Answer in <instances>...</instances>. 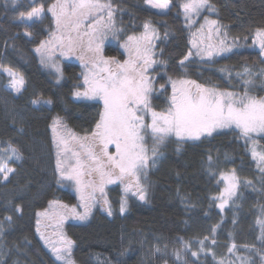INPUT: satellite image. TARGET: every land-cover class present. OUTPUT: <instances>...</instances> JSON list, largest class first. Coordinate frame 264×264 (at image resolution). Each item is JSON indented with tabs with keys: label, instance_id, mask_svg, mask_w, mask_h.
I'll return each mask as SVG.
<instances>
[{
	"label": "trees",
	"instance_id": "16d2710c",
	"mask_svg": "<svg viewBox=\"0 0 264 264\" xmlns=\"http://www.w3.org/2000/svg\"><path fill=\"white\" fill-rule=\"evenodd\" d=\"M52 2L35 0L34 3H43L46 8ZM181 2L172 0L171 11L161 15L148 9L143 0H112L115 8L125 12L123 21L150 20L158 24L156 29L161 34L165 29L159 22L168 26L170 35L161 55L166 63L156 68L160 71L157 82L166 74L223 90H239L237 72H242L245 66L256 73L264 68L260 62L264 58L255 50L245 49L213 59L212 63L189 59L185 61L186 70H181L178 62L189 50L187 28L179 11ZM211 3L218 12L212 18L225 25L233 37L248 44L255 30L264 27V0H211ZM32 5L30 0H20L15 5L0 0V64L18 72L25 81L21 92L13 95L5 88L7 78L0 74V148L11 142L23 157L9 162L16 171L8 181L0 177V221L3 222L0 264H59L36 231V212L45 210L50 200L59 199L71 206L76 203L75 195L68 189H59L56 183L51 123L59 116L74 133L84 136L91 132L102 108L99 102L73 98L75 86L81 83L79 64L64 62L63 80L59 84L42 69L33 50L48 38L49 28L53 29L50 17L45 15L43 22L31 27L16 19ZM25 31L31 32L30 39L24 36ZM245 35L247 40L243 38ZM104 53L123 59L122 53L111 44L105 46ZM222 68L230 69L231 75L221 72ZM263 93L260 85L253 89L257 96ZM38 98L51 99L52 104L33 105L31 101ZM153 106L157 110L165 108L166 99L154 95ZM248 148L234 131L218 132L197 141L171 139L163 148L164 156L158 166L149 171L151 184L145 202L127 197V211L122 215L117 210L122 193L118 187H111L108 197L115 209L112 216L96 209L85 223L64 224V233L74 241L72 260L75 264H218L223 259L225 264H239L236 256L227 252L230 243L237 244V256L249 254L240 245L262 247L257 239L261 229L256 221L264 207L261 180L264 174ZM209 157L215 175L209 174ZM232 169L241 177V186L222 212L213 197L222 190L219 173ZM245 179L251 180L252 185L245 186ZM16 206L21 207L20 213L15 211ZM6 216L12 220H5ZM215 225H219L216 243H211V237L205 242L206 249H211L214 256L199 253L193 257L190 251H184L183 259H176L174 253L182 248L181 240L191 241L192 251H198L197 242L210 236ZM156 247L159 252L155 251ZM252 255L256 264H261L259 257Z\"/></svg>",
	"mask_w": 264,
	"mask_h": 264
},
{
	"label": "snow or ice",
	"instance_id": "6c2138e0",
	"mask_svg": "<svg viewBox=\"0 0 264 264\" xmlns=\"http://www.w3.org/2000/svg\"><path fill=\"white\" fill-rule=\"evenodd\" d=\"M11 2L15 5L17 0ZM143 3L148 9H154L156 14L161 15L167 14L172 8V0H143ZM179 11L183 14L185 26L191 30L197 23L194 17H199L203 11L217 12V8L211 0H182ZM45 12L51 15L55 28H49V38L41 40L34 49L40 57V63L55 69L56 82L59 83L63 73L54 60L56 53L59 52L60 56L76 55L83 71L80 73L82 83L75 86L73 98L98 101L102 105L94 127L84 136L72 132L59 116L53 118L51 123L56 156V183L63 187L64 182H70L80 202L79 205L69 207L58 200H50L48 208L36 212V231L59 264H74V241L63 231L66 220H87L93 207L101 201V209L112 216L105 194L106 185L119 182L126 195L131 193L139 200L146 201L147 188L142 183V178H147L149 168L156 167L162 155L160 146L169 137L174 136L181 142L197 141L203 136H212L221 129H235L239 138L249 146L248 150L260 173L264 174V151L258 150L255 140V136H264V96L253 94L256 77L260 78V87L264 88V68L256 73L245 66L242 72L236 73V78L243 87L242 92L221 91L195 80L173 79L171 76L166 83L159 84L158 90V73L153 75V71L156 65L166 62L157 58L156 41L161 37L150 20L143 23L142 32L127 35L123 40L120 47L126 58L120 60L115 56L106 57L103 50L105 40L111 37L119 41L120 34L124 31L116 26L112 0H53L46 8L43 3H33L30 10L21 11L16 19L25 23L26 27H31L38 21L43 22ZM31 35L29 31L24 32L26 37L30 38ZM167 36L166 31L164 38ZM191 37L189 43L192 47L178 62L181 70H186L185 61L193 55L201 60L211 61L240 46L237 37H232V42H228L229 31L225 25L207 16L204 17V23L191 32ZM243 38L247 40L248 36ZM252 43L259 47V56L264 58V27L255 30ZM192 49H195V53ZM260 62L264 64V59ZM220 71L231 75L230 69L222 68ZM0 74L10 77L8 87L12 92H21L25 84L22 75L3 64H0ZM168 85L171 86V95L166 97V107L158 111L153 106L154 94L167 93ZM31 103L51 105L52 100L38 98ZM6 145L0 148V177L4 182L16 171L9 166V162L23 159L19 149L11 142H6ZM110 146L115 150L110 151ZM208 163L209 174L215 175L211 157ZM261 180L264 183V176ZM219 181H223L224 187L213 199L219 200L216 207L223 211L229 201L237 196L241 177L232 169L227 173L221 171L218 183ZM243 183L245 186L252 185V181L247 179ZM97 192L100 193L99 196L96 195ZM127 205L126 196L122 197V215L127 211ZM80 208L83 209L82 212L78 210ZM15 211L20 213L22 209L16 206ZM5 220L10 222L12 217L6 216ZM42 220L45 222V229L54 228L51 236H55V240L41 230ZM256 223L261 229L257 237L261 248L240 245L249 253L245 256L236 255L238 246L235 241L227 248V252L236 256L239 264H256L253 253L264 264V207L261 208V218ZM2 224L0 221V232L3 231ZM218 227L219 225L213 226L210 236H204L197 242L200 245L198 251H192L191 241L181 240L182 248L174 253L176 259H183L181 253L184 251H190L193 257H198L199 253L214 256L211 249H206L205 242L211 237V243H216ZM155 251L159 252L160 249L156 247ZM218 264H225V261L221 259Z\"/></svg>",
	"mask_w": 264,
	"mask_h": 264
},
{
	"label": "rangeland",
	"instance_id": "374dc122",
	"mask_svg": "<svg viewBox=\"0 0 264 264\" xmlns=\"http://www.w3.org/2000/svg\"><path fill=\"white\" fill-rule=\"evenodd\" d=\"M20 0H17V3L19 2ZM30 1H32V3H34L35 2V0L33 1V0H30ZM6 2H8L9 4H12V2H11V0H6ZM13 5V4H12ZM114 9H115V14H114V19H115V22H116V26L118 27V28H122L124 31H123V33L122 34H120V40L119 41H117V40H114V39H112L111 37H109V39H107V40H105V42H104V45H103V50H105V46L106 45H114V46H116L117 48H118V50L122 53V55H123V59L124 58H126V56L124 55V50L120 47V44L123 42V40L124 39H126V37H127V35H131V34H139L140 32H142L143 31V23L142 22H136L135 20H133L132 18H129V19H127V21H123L122 20V14L124 15V11L123 10H119V9H117V8H115L114 7ZM152 10H154V9H152ZM155 11V10H154ZM213 13L214 12H208V11H203L202 13H201V15L199 16V17H194V19H196L197 20V23L196 24H194L192 27H191V30L188 28V27H186L187 28V36H188V46H189V49L192 47L191 46V44L189 43V41H190V39L192 38L191 37V32H193V31H196V29H198L199 27H200V24H203L204 23V17L205 16H207L209 19H214V18H212V16L211 15H213ZM48 14V16L50 17V19H51V21H52V17H51V15L49 14V13H47V12H45V15H47ZM181 16H182V18H183V20H184V17H183V14H182V12H181ZM39 22V21H38ZM184 22H185V20H184ZM152 23V22H151ZM159 23H163L164 24V29H165V32L167 31L168 32V36L170 35V30H169V28H168V26L164 23V22H159ZM152 25L155 27V28H157V26L156 25H158V24H153L152 23ZM52 26H53V29L55 28V25L52 23ZM227 30H228V28H227ZM205 31H207V30H205ZM229 31V30H228ZM165 32L163 33V34H161L160 33V37H161V39H159V40H157L156 41V45H157V47H156V49H155V51H156V53H157V58H159V59H162L161 58V55H162V48H163V45H164V43H166L167 41H168V39L166 38H164V34H165ZM232 35L230 34V32H229V43H231L232 42ZM28 39H30L29 37H27ZM48 38H49V35H48ZM47 38V39H48ZM237 43L240 45L239 47H236V48H234L233 50H232V52H235V51H241V50H245V49H250V50H255L258 54H259V51H260V49H259V47L258 46H255V45H253V43H252V41H251V43L250 44H248V43H246V41H244V40H240V39H237ZM37 47V46H36ZM35 47V48H36ZM34 48V49H35ZM34 51V50H33ZM189 51V50H188ZM192 51H193V53H195V49H192ZM231 52V53H232ZM34 53H35V55H36V57H37V59H38V62H39V64L42 66V69L50 76V78H51V80L54 82V83H56V84H59V83H61V81L63 80V76H62V78L60 79V82L59 83H57L56 82V79H57V72L55 71V69L54 68H52V67H45V66H43L41 63H40V57H39V55L34 51ZM228 54H230V53H227V54H223V55H221V56H216V57H214L213 59H218V58H220V57H222V56H226V55H228ZM104 55H105V53H104ZM106 56V55H105ZM106 57H108V56H106ZM262 58V57H261ZM118 59V58H117ZM122 59V60H123ZM189 59H200L199 57H197V56H195V55H193V56H191V57H189ZM54 60L57 62V64H58V66H59V68H60V71L62 72V68H63V63L64 62H68V61H71V62H75V63H77V64H79V66H80V73L83 71V69H82V67H81V62H80V60L79 59H77L76 58V55H68V56H60V54H59V52H57L56 53V55H55V57H54ZM201 60V59H200ZM206 61H209V60H206ZM209 62H211L212 63V60L211 61H209ZM158 66H162V64H160V65H156L155 66V69H154V71H153V75H156L157 73H158V75H157V81H158V77L160 76L159 74V72L156 70V68L158 67ZM259 73V72H258ZM2 75H4V77H6L7 78V83L5 84V88L10 92V93H12L13 95H18L19 93H15V92H12L11 91V89L8 87V84H9V82H10V77H8L6 74H2ZM170 75H166V74H163V78H162V80H160L159 82H157L158 83V85H157V89L159 90V84L162 82V83H166L167 82V80H168V77H169ZM172 77V76H171ZM173 79H186V78H180V77H172ZM256 79V86L254 87V88H256L257 87V85H260V81H259V77H256L255 78ZM81 83H82V78H81ZM238 87H240V88H238L239 90H233V89H231V90H223V89H220V88H218L217 86H214V87H216L217 89H219V90H221V91H240V92H242L243 91V87H242V84H241V82L239 81V83H238ZM205 86H207V87H213V86H210V85H205ZM23 89V88H22ZM21 89V90H22ZM154 95H159V92L157 93V94H154ZM171 95V86L170 85H168V87H167V93H165V94H163V95H161L162 97H164L165 99H166V97L167 96H170ZM256 95V94H255ZM261 96H264V93L261 95ZM80 100H83V99H80ZM84 101H90V102H98V101H91V100H84ZM157 110V109H156ZM159 111V110H158ZM149 119V122H150V117L148 118ZM68 127V126H67ZM69 128V127H68ZM70 129V128H69ZM222 131H234V132H237L238 133V131L237 130H235V129H221V130H218L217 132H215V133H213V134H216V133H218V132H222ZM73 132V131H72ZM239 134V133H238ZM204 137H209V136H203V137H201V138H204ZM171 139H173V140H176L177 141V139L174 137V136H172V137H169L168 139H167V141L163 144V145H161L160 146V152L162 153V155L159 157V160H158V163H157V165H156V167L158 166V164H159V162H160V160L162 159V157L164 156V152H163V148H165V146H166V144H167V142H169ZM243 140V139H242ZM255 140H256V142H257V148H258V150H260V151H264V136H255ZM185 141H193V140H185ZM185 141H182V142H185ZM179 142H181V141H179ZM151 144V140H150V138H149V145ZM115 149L113 148V147H111L110 146V151H114ZM155 167V168H156ZM155 168H149L148 169V175H147V178L145 179V178H142V183L146 186V188H147V196H148V188H149V185L151 184V181H150V177H149V171L151 170V169H155ZM227 173V172H226ZM221 184H222V189H223V187H224V183H223V181H221ZM64 185L65 186H63V187H61L60 185V187H59V189H65V190H69L72 194H74L75 195V198H76V203L74 204V205H79V200H78V198H77V193L75 192V189H74V186H72L71 184H70V182H64ZM118 187L119 188V190H120V192L122 193V195L120 196V200H119V203H118V206H117V210H118V212H120V202H121V198L122 197H125L126 196V199H127V197H133V198H135V199H137V200H139L137 197H135V196H132L131 195V193H128L127 195L123 192V186L122 185H120L119 184V182H117V183H115V184H108V185H106L105 186V194H106V197H107V199H108V201H109V204H110V206H111V209H112V212L115 210L113 207H112V203H111V201H110V199H109V195H108V189L109 188H111V187ZM96 195L97 196H99L100 195V193H96ZM55 200H58L59 201V199H55ZM146 200H147V197H146ZM141 201V200H140ZM60 203H62V204H64L63 202H61V201H59ZM142 202H145V201H142ZM216 202H217V204L219 203V200H216ZM101 203H102V201L101 202H99V203H97L94 207H93V209H92V212H91V214H90V216L88 217V219L87 220H85V221H79V220H73V219H68V220H66L65 222H64V224L66 223V222H78V223H85V222H87L89 219H90V217H91V215H92V213L96 210V209H98V210H100V211H102V212H104V213H107L106 211H103L102 209H101ZM66 205H68V204H66ZM69 207H71V205H68ZM73 206V205H72ZM48 208V207H47ZM79 211H83V209L82 208H80V209H78ZM219 210L221 211V209L219 208ZM44 211V210H43ZM224 211V210H223ZM222 211V212H223ZM44 221L42 220V224H41V230L42 231H45L47 234H49L50 236H51V233L54 231V228H52V227H49V228H47V229H45V227H44ZM64 224H63V226H64ZM64 231V230H63ZM51 239L52 240H55L56 239V237L55 236H51ZM43 242V244H44V246H45V243H44V241H42ZM46 247V246H45ZM47 248V247H46ZM48 250H49V248H47ZM49 252H50V250H49ZM51 253V252H50ZM52 254V253H51ZM53 256V255H52ZM53 258L55 259V257L53 256ZM59 263V262H58ZM75 264V263H74Z\"/></svg>",
	"mask_w": 264,
	"mask_h": 264
}]
</instances>
